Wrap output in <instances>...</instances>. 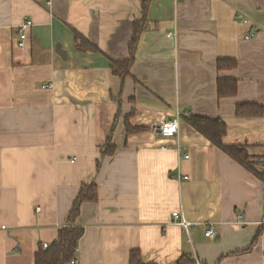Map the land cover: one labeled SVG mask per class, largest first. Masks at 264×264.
I'll list each match as a JSON object with an SVG mask.
<instances>
[{
	"label": "crops",
	"instance_id": "1",
	"mask_svg": "<svg viewBox=\"0 0 264 264\" xmlns=\"http://www.w3.org/2000/svg\"><path fill=\"white\" fill-rule=\"evenodd\" d=\"M141 19V0H0V264H34L91 184L74 264H128L132 250L145 264H264V183L181 118L223 121L225 145L264 160V117L235 116L264 109V0H152L121 84L111 66L129 59ZM74 32L98 52L76 49ZM221 59L236 68L218 71ZM218 80L236 94L219 98ZM127 117L144 130L126 134ZM176 119L174 138L156 132ZM175 212L193 223L188 235Z\"/></svg>",
	"mask_w": 264,
	"mask_h": 264
},
{
	"label": "trees",
	"instance_id": "2",
	"mask_svg": "<svg viewBox=\"0 0 264 264\" xmlns=\"http://www.w3.org/2000/svg\"><path fill=\"white\" fill-rule=\"evenodd\" d=\"M152 0H141L142 19L133 24V34L129 44V59L124 62H113L111 66L112 75L118 77L121 84L130 76V68L134 62L136 45L139 36L148 26L146 14ZM76 49L82 50V46L91 52L98 50L88 43L82 36L74 32ZM237 62L232 59H221L216 62L218 71L232 70L236 68ZM217 94L219 98L233 97L236 94V82L233 80H218ZM236 117H264V109L259 105L245 104L237 105L235 109ZM194 131L204 137L210 144L227 155L234 162L243 167L253 178L264 183V160L252 159L244 147L238 145H225L222 138L226 133V126L223 121L209 119L201 116L189 115L181 117ZM115 122L112 124V132ZM126 134L138 133L143 128H131L128 124V117L124 120ZM106 155H112L115 148L111 143H105ZM97 201V187L93 184L82 186L80 192L72 204L65 224L58 230L57 238L47 248L41 246L34 256V264H70L76 259L78 242L84 234L83 228L78 224L80 208L84 203H94ZM259 233L256 234L257 239ZM254 239V240H255ZM192 262V261H191ZM188 261V257L183 255L176 264H194ZM128 264H145L141 260L138 250H132L129 255Z\"/></svg>",
	"mask_w": 264,
	"mask_h": 264
},
{
	"label": "built area",
	"instance_id": "3",
	"mask_svg": "<svg viewBox=\"0 0 264 264\" xmlns=\"http://www.w3.org/2000/svg\"><path fill=\"white\" fill-rule=\"evenodd\" d=\"M219 1H222V2H225V3H230V2H233L235 0H219ZM243 23H247V19H243L242 20ZM33 26V23L30 21V20H24L18 27V39H17V42H16V47L19 48V49H23L24 48V43H25V40L27 38V32L32 28ZM255 35V31L254 32H251L248 34V36H246V38H252L254 37ZM172 36L171 34H168V37ZM47 88H51V85H44L43 86V89H47ZM178 129H179V123L176 120H173L171 122H166V123H163L161 124L157 129H156V132L161 135V137L163 138H174L178 132ZM175 148H176V151L180 154V158L182 159H188V155H185V154H182V148L180 145L178 144H175ZM236 223L237 224H241L242 223V215L240 213H237L236 214ZM171 222L172 224L174 225H177L179 226L180 228L183 229V231L188 235L189 233V230L192 228L193 226V223L187 221L183 215H180L179 213L175 212L172 214L171 216ZM212 228V227H211ZM0 231L3 232V231H7V227L4 226V225H0ZM205 236L206 237H214V233L211 229H208L205 231ZM48 245L47 244H44L43 245V248H46ZM76 262V260H73L71 261L70 264H74Z\"/></svg>",
	"mask_w": 264,
	"mask_h": 264
}]
</instances>
